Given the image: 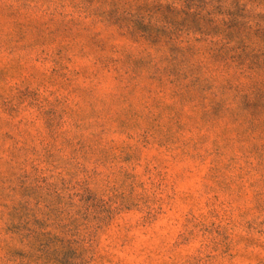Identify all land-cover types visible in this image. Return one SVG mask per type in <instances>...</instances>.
Segmentation results:
<instances>
[{
    "label": "rangeland",
    "instance_id": "374dc122",
    "mask_svg": "<svg viewBox=\"0 0 264 264\" xmlns=\"http://www.w3.org/2000/svg\"><path fill=\"white\" fill-rule=\"evenodd\" d=\"M0 264H264V0H0Z\"/></svg>",
    "mask_w": 264,
    "mask_h": 264
}]
</instances>
